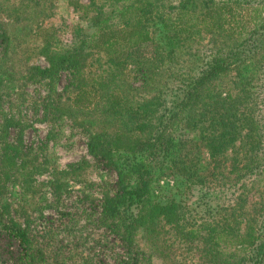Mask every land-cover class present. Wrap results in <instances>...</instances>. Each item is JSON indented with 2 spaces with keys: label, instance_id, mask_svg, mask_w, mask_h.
Segmentation results:
<instances>
[{
  "label": "trees",
  "instance_id": "trees-1",
  "mask_svg": "<svg viewBox=\"0 0 264 264\" xmlns=\"http://www.w3.org/2000/svg\"><path fill=\"white\" fill-rule=\"evenodd\" d=\"M67 5L78 13L71 38L53 47L48 42L42 45L39 54L46 67L28 66L23 79L46 88L47 97L40 102L44 120L87 118L91 161L116 175L112 189L102 188L95 205L80 192L77 203L91 207L90 212L82 208L85 220L119 240L127 254L122 264H139L145 254L151 258L152 252L162 250L158 229L164 225L183 245L200 247V257L210 264H264V201L255 211V201H249L246 211L242 205L251 191L255 198L264 196V84H257L264 80V15L227 49L174 76L170 87L156 81L159 71L153 66L126 69L130 50L154 42L155 33L178 44L200 36L193 32L196 24L204 33L226 32L232 16L229 6L264 10V0H89L86 5L68 0ZM185 14L191 21L186 26ZM148 20L159 28L147 26ZM94 56L104 69L90 76L86 70ZM63 76L69 82L55 92L53 84ZM136 81L139 85L133 87ZM3 94L0 86V104ZM2 121L0 235L17 245L18 264L44 263L46 254L36 246L27 213L13 218L9 204L1 201L16 166H27L18 160L23 156L19 121L10 117ZM12 127L17 138L10 143L7 130ZM87 168L82 160L54 173L50 188L56 206L66 180L80 182ZM172 168L204 187L200 200L213 196L217 212H237L240 218L223 213L221 219L206 221L184 210L182 214L183 207L173 201L157 203L152 186ZM206 177L220 184L208 188L213 183ZM232 197L235 202L225 204ZM59 215L67 225L75 221Z\"/></svg>",
  "mask_w": 264,
  "mask_h": 264
},
{
  "label": "rangeland",
  "instance_id": "rangeland-1",
  "mask_svg": "<svg viewBox=\"0 0 264 264\" xmlns=\"http://www.w3.org/2000/svg\"><path fill=\"white\" fill-rule=\"evenodd\" d=\"M67 1L0 0V86L4 92L0 104V124L3 117L19 121L23 156L18 160L22 158L27 164L16 166L11 176L17 179L9 178L1 201L9 204V214L13 218L17 217L16 213H27L36 246L46 254L45 262L40 264H122L127 254L119 240L87 222L81 211L84 208L85 212H90L91 207L88 203H84V206L77 203L81 199L80 192H83L94 200L95 205L101 199L102 188L109 186L112 189L116 178L103 166L94 165L87 153V118L77 117L75 121L70 117L51 122L44 120L40 102L47 97L46 88L25 83L23 79L28 66L46 67L44 58L39 54L42 45L48 42L53 47L71 38L74 25L78 23V13L67 5ZM88 1L79 0V3L86 5ZM229 10L232 16L224 27L226 32L204 33L202 25L196 24L193 32L199 31L200 36L183 38V42L178 44L164 34L155 33L154 42L143 43L130 50L126 69L134 72L153 66L157 68V73L159 71L156 81L165 84V87L172 86L174 76L183 74L190 67L197 68L212 53L227 49L233 41L243 38L264 15V10L255 6H229ZM189 18L187 14L183 16L184 26L191 23ZM148 22L150 28H159L155 21ZM94 59L95 56L88 60L87 75L97 74L104 69ZM68 82L65 76L60 77L53 84L55 92H61ZM139 82L136 81L137 85L133 84V87L138 86ZM257 84L263 85L264 80ZM15 133L13 127L8 128V142L17 138ZM203 159H206L204 152ZM82 160L88 164L83 177L80 182L66 180V191L56 206L50 188L54 173L64 171L68 165ZM231 178L232 175L227 179ZM206 180L213 183L208 188L219 183L213 177H206ZM203 188L187 180L183 171L172 168L152 186L151 195L160 205L173 201L183 207L182 214L184 210L195 218L206 217V221L221 219L223 213L240 218L237 212L225 209L224 212H217L213 208L217 204L213 196L208 195L200 200V190ZM251 192L245 204H242L245 211L251 206L249 201H255L254 211L264 201V196L255 198L254 191ZM230 202H235L233 197L225 204ZM59 214H65L75 221L67 225ZM158 232L162 250L152 252L151 258L145 254L139 264H210L200 257V247L183 245L168 226H161ZM77 253L81 258H90V263L77 258ZM17 254V245L0 235V264H18Z\"/></svg>",
  "mask_w": 264,
  "mask_h": 264
}]
</instances>
